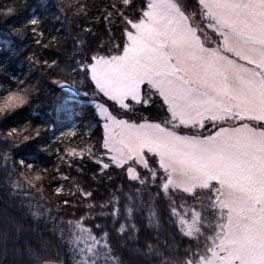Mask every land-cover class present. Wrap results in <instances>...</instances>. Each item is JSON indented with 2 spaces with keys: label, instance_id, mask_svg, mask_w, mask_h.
<instances>
[{
  "label": "snow or ice",
  "instance_id": "obj_1",
  "mask_svg": "<svg viewBox=\"0 0 264 264\" xmlns=\"http://www.w3.org/2000/svg\"><path fill=\"white\" fill-rule=\"evenodd\" d=\"M62 4L83 19L74 37L83 57L70 70L34 53L27 59L53 85L80 91L73 74L87 83L97 139L69 147L65 140L79 137L70 128L44 146L75 166L72 175L13 156L46 126L0 129L5 177L15 176L25 196L38 194L3 220L14 228L9 264H143L130 254L150 264H264V0H110L95 13L81 0ZM19 7L0 3V18ZM94 27L106 43L87 39ZM13 31L30 32L37 46L60 43L39 19ZM39 91L15 80L0 95V118ZM53 181L55 215L44 195ZM27 219L50 225L58 259L42 257ZM8 237L3 226L0 247Z\"/></svg>",
  "mask_w": 264,
  "mask_h": 264
},
{
  "label": "trees",
  "instance_id": "obj_2",
  "mask_svg": "<svg viewBox=\"0 0 264 264\" xmlns=\"http://www.w3.org/2000/svg\"><path fill=\"white\" fill-rule=\"evenodd\" d=\"M81 2L90 5L95 13L96 6L110 2V0H81ZM0 3L9 5L15 3L20 6L13 13L0 18V95H3L8 87H13L15 80L38 84L40 88V91L30 99L28 104L16 109L6 117L0 118V129L22 126L26 121H31L34 125L46 126L47 130L40 136L14 148L13 156L26 163L49 169H53V165H59L65 173L71 172L72 175H78L75 172V166L71 169L67 168L60 164L54 152L47 153L43 148L51 142L54 136L70 128H75L79 137H69L65 140L64 143L69 147L80 144L82 140L90 139L95 143L98 126L95 123L94 97L91 89L88 88L87 83L81 86L79 83L81 78L75 74L73 76L81 89L80 91L67 85H53L47 76L42 75L44 70L39 66H33L32 61H29L27 57L34 53L38 58H53L62 66H68L70 70L75 61L83 57L84 46L78 44L74 39L80 31L78 25L83 23V19L77 17L74 12H62L61 7L64 6L62 0H0ZM33 18L41 21V30L46 37L50 38L55 35L60 39V43L47 48L37 46L34 43L37 37H34L30 32L21 36L13 31V28L20 27ZM93 31L95 35L87 37L93 45L101 41L105 43L108 41L109 37L102 28L94 27ZM47 42V40L44 41V43ZM84 91H87L89 95L82 94ZM3 143L0 141V145ZM63 146L60 145L61 148ZM84 165H90V162L85 161ZM15 185V176L5 177L4 160L0 157V230L4 226L9 233L8 247H0V255L4 256L2 264H9L13 259L10 248L12 247L11 238L14 228L6 221L3 225L4 218L17 216L22 201L27 203L33 196L38 198V194L35 192L25 196L26 189ZM55 186L56 182L53 181L51 187L44 194L46 199L52 201L54 215L56 214V201L51 195V188ZM60 214L63 215L64 212L61 211ZM49 226L43 221L35 224L30 219L24 221V227L28 230L32 243L41 251L42 257L58 259L54 255V249L59 247V241L46 230ZM161 235L166 234L161 232ZM43 242H47V251L40 249V244ZM133 243L129 241L128 247L131 248ZM161 247L163 246L161 245ZM147 255H151V253H147ZM17 259L26 260L27 256L22 253V257ZM127 259L130 262L142 261L143 264H150L146 256L141 254H130ZM152 259L159 258L152 256Z\"/></svg>",
  "mask_w": 264,
  "mask_h": 264
},
{
  "label": "clouds",
  "instance_id": "obj_3",
  "mask_svg": "<svg viewBox=\"0 0 264 264\" xmlns=\"http://www.w3.org/2000/svg\"><path fill=\"white\" fill-rule=\"evenodd\" d=\"M31 98H32V97H29V99H28V101L26 102V104H28V103L30 102V99H31ZM26 104H25V105H26Z\"/></svg>",
  "mask_w": 264,
  "mask_h": 264
}]
</instances>
